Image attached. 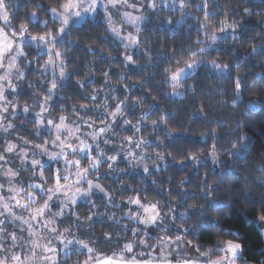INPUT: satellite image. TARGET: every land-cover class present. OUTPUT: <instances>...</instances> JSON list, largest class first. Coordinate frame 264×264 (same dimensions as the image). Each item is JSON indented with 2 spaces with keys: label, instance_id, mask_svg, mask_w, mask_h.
I'll return each instance as SVG.
<instances>
[{
  "label": "clouds",
  "instance_id": "obj_1",
  "mask_svg": "<svg viewBox=\"0 0 264 264\" xmlns=\"http://www.w3.org/2000/svg\"><path fill=\"white\" fill-rule=\"evenodd\" d=\"M0 264H264V0H0Z\"/></svg>",
  "mask_w": 264,
  "mask_h": 264
}]
</instances>
